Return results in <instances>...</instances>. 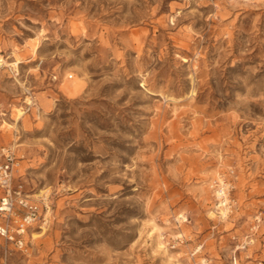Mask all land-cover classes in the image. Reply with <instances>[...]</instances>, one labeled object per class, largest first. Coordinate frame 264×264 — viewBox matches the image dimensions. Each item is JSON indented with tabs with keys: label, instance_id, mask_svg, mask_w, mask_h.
<instances>
[{
	"label": "rangeland",
	"instance_id": "obj_1",
	"mask_svg": "<svg viewBox=\"0 0 264 264\" xmlns=\"http://www.w3.org/2000/svg\"><path fill=\"white\" fill-rule=\"evenodd\" d=\"M0 58V264H264V0H0Z\"/></svg>",
	"mask_w": 264,
	"mask_h": 264
},
{
	"label": "built area",
	"instance_id": "obj_2",
	"mask_svg": "<svg viewBox=\"0 0 264 264\" xmlns=\"http://www.w3.org/2000/svg\"><path fill=\"white\" fill-rule=\"evenodd\" d=\"M0 156V240L24 249L28 229L40 219L42 208L28 197L21 182H14V151L0 147Z\"/></svg>",
	"mask_w": 264,
	"mask_h": 264
},
{
	"label": "bare ground",
	"instance_id": "obj_3",
	"mask_svg": "<svg viewBox=\"0 0 264 264\" xmlns=\"http://www.w3.org/2000/svg\"><path fill=\"white\" fill-rule=\"evenodd\" d=\"M0 61H2V59L0 58ZM15 64L17 63L16 61L14 62ZM1 64V63H0ZM28 103V102H27ZM30 103H32L31 101H29V104ZM24 113V112H23ZM220 182H221V180H220ZM220 187L218 188L219 190H218V192H217V196H218V198H219V200L221 201V200H223V203H222V206H225L226 205V201L227 200H225V202H224V199H226V197H225V193H224V191H223V186L222 185H219ZM226 210V209H225ZM223 213V212H222Z\"/></svg>",
	"mask_w": 264,
	"mask_h": 264
}]
</instances>
